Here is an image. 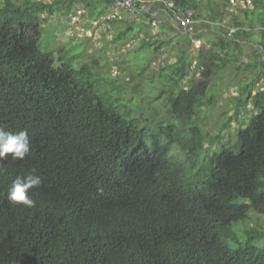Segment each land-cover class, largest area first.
Here are the masks:
<instances>
[{
  "label": "trees",
  "instance_id": "obj_1",
  "mask_svg": "<svg viewBox=\"0 0 264 264\" xmlns=\"http://www.w3.org/2000/svg\"><path fill=\"white\" fill-rule=\"evenodd\" d=\"M174 1L199 10L197 0ZM78 5L102 22L113 0L0 1V127L27 130L30 140L23 160L0 159V264H264V228L235 230L251 212L264 216V89L254 94L264 76V0L234 16L231 37L207 24L186 35L169 22L179 51L149 101L167 96V115L147 120L120 95L124 85L108 90L93 65L74 64L79 55L57 60L41 48L43 17ZM211 11L201 19L224 20ZM136 24L125 26L132 38L143 31ZM196 41L213 48L193 56ZM245 43L254 51L243 69L254 76L235 110L250 101L257 113L231 145L209 152L205 108L220 96L211 78L216 68H241ZM33 168L41 178L28 193L34 206L10 202L12 182Z\"/></svg>",
  "mask_w": 264,
  "mask_h": 264
},
{
  "label": "rangeland",
  "instance_id": "obj_2",
  "mask_svg": "<svg viewBox=\"0 0 264 264\" xmlns=\"http://www.w3.org/2000/svg\"><path fill=\"white\" fill-rule=\"evenodd\" d=\"M38 1L50 3L56 0ZM197 3L199 6L197 13L200 18H208L206 15H211V10L218 13L225 12V17L230 16V10L224 6V0H197ZM216 4L220 8H217ZM80 7L81 5H78L67 16L56 14L43 17L44 34L41 48L44 51H52L57 60L66 61L72 56L79 55L80 58L74 64L76 66L81 64L93 65L95 72L105 79V88L108 90L124 85V89L119 90L121 91L120 95L127 102L134 101L135 111L136 113L142 111L143 120L157 117L166 118L167 96L153 104H149V101L151 102L152 98L158 96L162 89L161 82L158 80L159 70L173 64L179 51L178 39L174 38L177 35L168 27L169 18L166 15L160 16L157 27L147 28V26L139 24L137 17L131 13L115 10L114 7H111L105 18L111 17V14L116 12L122 16L121 23L114 25L105 20L102 22L91 20L88 16L83 15L84 10ZM232 15H235V12ZM238 15L240 13L236 14V16ZM134 22L138 23L134 26L135 28L143 30L137 38H132L131 34H127L125 30L126 23L133 24ZM204 36L206 39L216 41L219 35L213 31H206ZM143 39H148L151 43L144 50H142L143 46L141 45ZM170 39L172 43L162 44V41ZM200 42L196 41L192 46L191 53L193 56L197 55L200 47L213 48L211 44L204 41ZM243 49L246 54L238 64L241 66L239 70L231 67L216 68L214 76L211 78V84L215 86L211 93L214 96H220L218 101L209 109L205 108L208 111V119L205 125L207 133L205 150L209 152L217 150L219 144L231 145L235 141L239 129L247 124L250 115L257 113L252 103L246 101L241 105L236 115L235 107L240 95L239 88L243 82H249L254 76V73L246 74L243 69L249 61V56L253 53L254 47L245 43ZM146 63H149L146 71L137 76V73L141 72ZM200 75V70L193 66L192 79L198 80L201 78ZM263 77L254 87V94L264 89ZM157 112H160V116L156 115ZM213 142L215 144H212ZM242 226L250 228L261 226L264 228V216L251 212L247 222L235 226V230L238 231ZM245 229V227L241 228L240 235Z\"/></svg>",
  "mask_w": 264,
  "mask_h": 264
},
{
  "label": "built area",
  "instance_id": "obj_3",
  "mask_svg": "<svg viewBox=\"0 0 264 264\" xmlns=\"http://www.w3.org/2000/svg\"><path fill=\"white\" fill-rule=\"evenodd\" d=\"M230 6V16L225 17L223 21L216 23H208L203 21L198 13L191 9H184L179 6L174 0H113L115 10H123L131 13L137 20L143 19L145 22H150L153 27L158 26V18L160 15H166L175 29L186 35H195L201 32L199 27L207 24L217 30H224L228 37H231L237 32V28L232 25L234 16L244 10H249L254 7V0H227ZM232 12V13H231ZM235 12V15H232ZM121 20L122 16L119 13L111 14V17L105 20ZM264 32V28L260 29ZM198 43H201L198 41Z\"/></svg>",
  "mask_w": 264,
  "mask_h": 264
},
{
  "label": "clouds",
  "instance_id": "obj_4",
  "mask_svg": "<svg viewBox=\"0 0 264 264\" xmlns=\"http://www.w3.org/2000/svg\"><path fill=\"white\" fill-rule=\"evenodd\" d=\"M30 152V140L27 130L6 131L0 127V159L11 156L13 160H23ZM41 178L33 168L19 175L12 182L7 192V199L14 204L33 207L35 202L29 196V190L39 186Z\"/></svg>",
  "mask_w": 264,
  "mask_h": 264
},
{
  "label": "crops",
  "instance_id": "obj_5",
  "mask_svg": "<svg viewBox=\"0 0 264 264\" xmlns=\"http://www.w3.org/2000/svg\"><path fill=\"white\" fill-rule=\"evenodd\" d=\"M160 16H164V14L160 15Z\"/></svg>",
  "mask_w": 264,
  "mask_h": 264
}]
</instances>
